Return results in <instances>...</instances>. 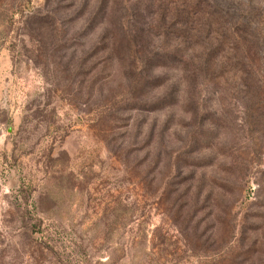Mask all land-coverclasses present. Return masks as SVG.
Masks as SVG:
<instances>
[{
    "label": "rangeland",
    "instance_id": "rangeland-1",
    "mask_svg": "<svg viewBox=\"0 0 264 264\" xmlns=\"http://www.w3.org/2000/svg\"><path fill=\"white\" fill-rule=\"evenodd\" d=\"M0 264H264V0H0Z\"/></svg>",
    "mask_w": 264,
    "mask_h": 264
},
{
    "label": "trees",
    "instance_id": "trees-1",
    "mask_svg": "<svg viewBox=\"0 0 264 264\" xmlns=\"http://www.w3.org/2000/svg\"><path fill=\"white\" fill-rule=\"evenodd\" d=\"M244 13L245 14H242V18L244 19V20H246V18H247V16H248V18H247V20H246V23H247V26H248V28H249V30H251V26H252V21H251V18L249 17V14H252V12H251V10L250 9H247L246 11H244ZM253 36V35H252Z\"/></svg>",
    "mask_w": 264,
    "mask_h": 264
}]
</instances>
